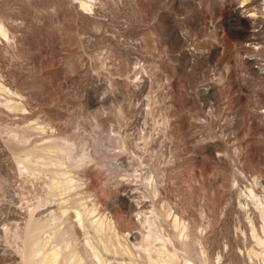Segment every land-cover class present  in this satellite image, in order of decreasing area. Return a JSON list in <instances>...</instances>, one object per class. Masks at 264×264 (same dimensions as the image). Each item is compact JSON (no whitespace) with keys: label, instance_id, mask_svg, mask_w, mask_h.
I'll use <instances>...</instances> for the list:
<instances>
[{"label":"rangeland","instance_id":"rangeland-1","mask_svg":"<svg viewBox=\"0 0 264 264\" xmlns=\"http://www.w3.org/2000/svg\"><path fill=\"white\" fill-rule=\"evenodd\" d=\"M53 263L264 264V0H0V264Z\"/></svg>","mask_w":264,"mask_h":264},{"label":"bare ground","instance_id":"bare-ground-1","mask_svg":"<svg viewBox=\"0 0 264 264\" xmlns=\"http://www.w3.org/2000/svg\"><path fill=\"white\" fill-rule=\"evenodd\" d=\"M82 251H83V250H81V252H82ZM88 255H89V254H88ZM95 257L98 258L97 254H95ZM80 258H81V257H80ZM83 258H84V257H83ZM77 259H78V258H77ZM81 259H82V258H81ZM79 260H80V259H79ZM56 261H57V258L55 257V258H54V263H55ZM77 261H78V260H77ZM81 261H82V260H81ZM99 261H100V260H99ZM54 263H53V264H54ZM77 264H78V263H77ZM80 264H81V263H80Z\"/></svg>","mask_w":264,"mask_h":264}]
</instances>
